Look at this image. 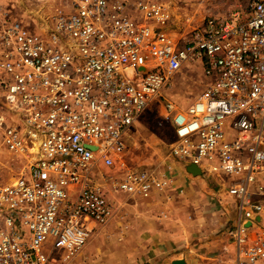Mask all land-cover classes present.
<instances>
[{
  "label": "built area",
  "instance_id": "obj_1",
  "mask_svg": "<svg viewBox=\"0 0 264 264\" xmlns=\"http://www.w3.org/2000/svg\"><path fill=\"white\" fill-rule=\"evenodd\" d=\"M59 1L40 33L0 4V88L14 115L0 119L2 142L25 163L0 177V264H69L117 218L112 193L149 199L174 185L168 170L113 169L141 116L194 65L203 92L186 110L164 103L170 155L227 184L233 264H264V234L252 232L264 216V0L182 39L160 0Z\"/></svg>",
  "mask_w": 264,
  "mask_h": 264
},
{
  "label": "rangeland",
  "instance_id": "obj_2",
  "mask_svg": "<svg viewBox=\"0 0 264 264\" xmlns=\"http://www.w3.org/2000/svg\"><path fill=\"white\" fill-rule=\"evenodd\" d=\"M160 2L171 13V22L167 26V31L173 37L182 39L209 16L228 17L242 10L247 0H160ZM0 4L12 19L24 23L30 30L37 33L45 32L53 27L52 21L56 10L62 7L59 0H0ZM172 83L171 89L165 90L163 96L167 103L173 104L174 108L182 111L192 105L203 92L206 80L200 66L194 65L183 69ZM166 101L153 103L141 116L125 140L126 149L113 170L131 167L163 171L173 165L175 167L178 162L171 157L170 149L176 137L172 116L167 115L164 107ZM13 117L0 88V119L10 120ZM24 164L16 154L4 147L0 129V177L7 181L16 179L24 171ZM221 177L229 180V177L224 174ZM203 178L215 186L220 193H224V184L216 183L211 177ZM111 196L119 204V215L122 217L120 225H123L126 231H134L138 224L145 226L146 221L149 220L148 216L154 213L155 207L149 203L151 198L142 199L131 196V199H128L126 197L128 195L122 193H112ZM255 225L252 232L259 228L258 224ZM110 242L109 238L105 241L106 244ZM83 252L69 264H85L86 262L102 264L87 257ZM189 255L188 259L181 253L177 257L183 256L180 260L186 259L190 264H233V261L229 259L222 263L216 260H203V263H198V256L193 253Z\"/></svg>",
  "mask_w": 264,
  "mask_h": 264
},
{
  "label": "crops",
  "instance_id": "obj_3",
  "mask_svg": "<svg viewBox=\"0 0 264 264\" xmlns=\"http://www.w3.org/2000/svg\"><path fill=\"white\" fill-rule=\"evenodd\" d=\"M164 170L174 174V185L149 198L155 208L147 224L126 231L118 212L112 224L95 230L83 254L102 264H173L183 258L177 257L180 253L187 259L190 253L195 254L198 263L233 261L235 246L228 232L238 226V212L227 194V184L220 193L203 177H193L180 163ZM258 219L255 234L261 235L264 216ZM107 238L111 239L108 244Z\"/></svg>",
  "mask_w": 264,
  "mask_h": 264
},
{
  "label": "water",
  "instance_id": "obj_4",
  "mask_svg": "<svg viewBox=\"0 0 264 264\" xmlns=\"http://www.w3.org/2000/svg\"><path fill=\"white\" fill-rule=\"evenodd\" d=\"M188 173H190L193 177H200L201 171L199 168L195 166H190L187 169ZM259 220V219H258ZM173 264H186L185 260H176L173 262Z\"/></svg>",
  "mask_w": 264,
  "mask_h": 264
},
{
  "label": "bare ground",
  "instance_id": "obj_5",
  "mask_svg": "<svg viewBox=\"0 0 264 264\" xmlns=\"http://www.w3.org/2000/svg\"><path fill=\"white\" fill-rule=\"evenodd\" d=\"M33 152H35V153L38 152V144H36V145L34 146Z\"/></svg>",
  "mask_w": 264,
  "mask_h": 264
}]
</instances>
